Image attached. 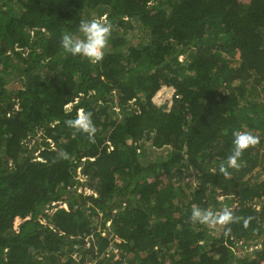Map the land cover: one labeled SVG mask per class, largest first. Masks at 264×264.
<instances>
[{"label": "trees", "instance_id": "obj_1", "mask_svg": "<svg viewBox=\"0 0 264 264\" xmlns=\"http://www.w3.org/2000/svg\"><path fill=\"white\" fill-rule=\"evenodd\" d=\"M104 17L100 63L63 50ZM238 130L260 143L224 178ZM263 261L264 0H0V264Z\"/></svg>", "mask_w": 264, "mask_h": 264}, {"label": "clouds", "instance_id": "obj_2", "mask_svg": "<svg viewBox=\"0 0 264 264\" xmlns=\"http://www.w3.org/2000/svg\"><path fill=\"white\" fill-rule=\"evenodd\" d=\"M112 28L113 25L107 17L81 20L79 32L82 34V37L77 38L73 34L65 32L61 37V47L66 53L72 56L85 57L93 64L100 63L104 59V50L108 46ZM65 123L69 128L87 134L90 142H95L97 128L90 112L81 111L76 118L68 119ZM233 137V149L227 156L226 161L221 162L219 165V173L224 178L230 177L231 173L228 170L229 168L239 169V161L246 150L254 148L260 143V138L251 132L238 130L233 133ZM60 155L63 159L70 158L67 152H62ZM85 190L89 191V194H86L84 191L85 195L93 194V191L87 188ZM241 219V217L234 215L228 207H224L219 212H213L193 206L190 216V220L193 223H199L213 228L216 226L223 227L225 229V235L231 233L230 225L240 223ZM251 219L252 217H248L243 220V226L245 228L248 227Z\"/></svg>", "mask_w": 264, "mask_h": 264}, {"label": "rangeland", "instance_id": "obj_3", "mask_svg": "<svg viewBox=\"0 0 264 264\" xmlns=\"http://www.w3.org/2000/svg\"><path fill=\"white\" fill-rule=\"evenodd\" d=\"M40 135H41V133H40ZM34 145V141L33 142H31L30 143V147H32ZM192 173L194 174V178H195V171H192ZM184 176V174L183 175H181L180 177H179V179H178V181H180L181 179H182V177ZM80 179H82V178H80ZM83 180V179H82ZM86 188H78V193H84V191L86 192V194H89V191H86L85 190ZM188 189H186V191H187ZM187 193H189V191H187ZM103 235H105V234H103ZM257 248H255V247H250V248H248V247H244L243 249H242V251L241 252H239L238 253V255H241V256H243V255H246V254H252V252L254 251V250H256ZM113 249L112 248H108V252H107V257H111V255L113 254L111 251H112ZM115 252V251H114ZM262 264H264V261H263V263Z\"/></svg>", "mask_w": 264, "mask_h": 264}]
</instances>
